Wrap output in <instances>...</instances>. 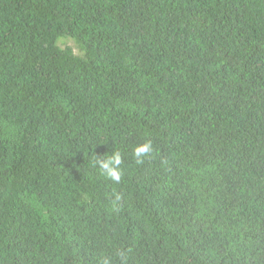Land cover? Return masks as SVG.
<instances>
[{
  "label": "trees",
  "instance_id": "16d2710c",
  "mask_svg": "<svg viewBox=\"0 0 264 264\" xmlns=\"http://www.w3.org/2000/svg\"><path fill=\"white\" fill-rule=\"evenodd\" d=\"M118 252L264 264V0H0V264Z\"/></svg>",
  "mask_w": 264,
  "mask_h": 264
},
{
  "label": "clouds",
  "instance_id": "9594fccd",
  "mask_svg": "<svg viewBox=\"0 0 264 264\" xmlns=\"http://www.w3.org/2000/svg\"><path fill=\"white\" fill-rule=\"evenodd\" d=\"M154 151L153 141L150 138H145L143 142L136 144L131 150L132 161L137 166H142L145 161L151 157ZM92 165L97 168L99 174L113 185H119L123 179L125 155L120 150L116 149L111 154L103 157L96 156L92 160ZM109 198L114 202L122 200V194L113 190L108 194ZM118 211L119 209H115ZM118 256L123 261L126 259L123 252H118ZM99 264H111L109 257H101Z\"/></svg>",
  "mask_w": 264,
  "mask_h": 264
},
{
  "label": "rangeland",
  "instance_id": "374dc122",
  "mask_svg": "<svg viewBox=\"0 0 264 264\" xmlns=\"http://www.w3.org/2000/svg\"><path fill=\"white\" fill-rule=\"evenodd\" d=\"M68 43H70V41Z\"/></svg>",
  "mask_w": 264,
  "mask_h": 264
}]
</instances>
